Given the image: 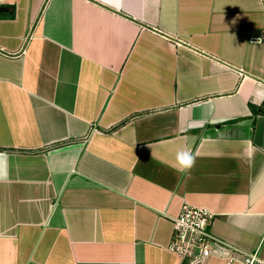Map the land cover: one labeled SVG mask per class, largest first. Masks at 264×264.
Listing matches in <instances>:
<instances>
[{
    "label": "crops",
    "instance_id": "obj_1",
    "mask_svg": "<svg viewBox=\"0 0 264 264\" xmlns=\"http://www.w3.org/2000/svg\"><path fill=\"white\" fill-rule=\"evenodd\" d=\"M263 28L264 0H0V264H189L183 206L264 264Z\"/></svg>",
    "mask_w": 264,
    "mask_h": 264
},
{
    "label": "built area",
    "instance_id": "obj_2",
    "mask_svg": "<svg viewBox=\"0 0 264 264\" xmlns=\"http://www.w3.org/2000/svg\"><path fill=\"white\" fill-rule=\"evenodd\" d=\"M250 42L264 41V28L261 35ZM264 108V102H263ZM214 215L208 210L183 206L180 214L172 222V237L169 248L172 252L188 260L189 264H201L205 259L218 255L226 264L236 262V254H242L213 235L211 225ZM245 263L252 264L254 258L245 256Z\"/></svg>",
    "mask_w": 264,
    "mask_h": 264
},
{
    "label": "clouds",
    "instance_id": "obj_3",
    "mask_svg": "<svg viewBox=\"0 0 264 264\" xmlns=\"http://www.w3.org/2000/svg\"><path fill=\"white\" fill-rule=\"evenodd\" d=\"M177 161L182 168H187L194 163V157L189 151H181L177 155Z\"/></svg>",
    "mask_w": 264,
    "mask_h": 264
}]
</instances>
